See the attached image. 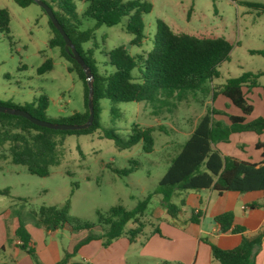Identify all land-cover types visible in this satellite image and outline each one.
Masks as SVG:
<instances>
[{
	"label": "trees",
	"instance_id": "trees-1",
	"mask_svg": "<svg viewBox=\"0 0 264 264\" xmlns=\"http://www.w3.org/2000/svg\"><path fill=\"white\" fill-rule=\"evenodd\" d=\"M20 7L36 4L34 0H14ZM49 6L66 34L69 36L77 51L93 75V100L95 119L93 125L85 130L56 131L38 127L27 119L19 116L0 113V149L8 145L11 162L15 165L27 167L31 175L41 178L50 174L49 168L58 164L57 148L68 135H94L100 132L101 136L112 140L118 150H127L142 143L143 151L150 154L154 151V127L142 128L135 125L128 138H122L114 129L106 128L100 121L101 109L99 101L108 99L114 103L155 101L161 91L183 94L186 92L204 91L208 83L212 85V97L215 100L222 96L230 101L232 106L239 109L242 116L229 115L214 108L209 110L197 123L189 138L182 144L179 153L171 161L158 187L149 193L135 208L127 210L118 205L106 213L100 211L98 221L92 222L70 214V202L63 206H42L34 213L35 224L47 230L55 231L67 226L72 232L88 231L90 234L78 243L72 253L66 252L57 264H82L74 262L73 258L79 250L94 240H102L105 248L114 241L126 236L130 242L144 233L146 223L143 221L145 212L151 200L159 195L162 205L171 220L179 222L181 206L174 203L178 191H202L211 189L218 194L224 192H264V143L258 142L256 149L261 152V162L252 163L233 157L224 156L217 148L220 143H228L231 135L238 133H264V117L246 122V117L253 112L243 92L244 88L260 87L259 78L264 72H245L239 77L228 79L225 84L216 85L215 80L220 77L217 67L230 59L233 43L215 35L195 36L174 32L164 21H158L157 31L152 43H147L143 16L152 11V4L148 0H77L88 3L84 16L95 20L93 30L81 31L82 25L76 13L73 0H42ZM250 9L264 13V4L239 2ZM45 12V11H44ZM46 13V12H45ZM123 18H127L126 31L132 35L131 45L145 47L143 54L131 56L124 47L111 50L106 56L114 71H101L99 63L93 57L91 49L85 50L84 44L94 38V32L102 25L113 27ZM10 15L6 9H0V32L9 35ZM49 26L53 37L50 47L60 48L61 56L69 63V72L75 73L84 87L85 111L75 112L68 117H59L53 121L46 119L49 107V98L40 96L36 102L23 106H13L1 103L2 106L21 109L33 117L59 124H85L89 118V87L82 67L66 52L63 37L49 19ZM251 55L264 58V50H251ZM107 65V64H106ZM54 63L47 59L38 69L43 75L52 71ZM166 95V94H165ZM115 113V110H112ZM216 116L228 118V123L217 120ZM57 137H61L57 139ZM129 168L122 170L111 168L112 172L121 177L134 173L138 167L136 161H130ZM8 191H0L6 195ZM255 207L264 208L262 204ZM198 223V217L190 220ZM215 221L221 226L222 232L232 231L243 233L245 229L234 225V214L224 213ZM133 223L135 227L127 229ZM183 225L185 222H182ZM98 228L104 230L102 235L94 234ZM160 234L159 228L154 231ZM15 236L19 243L17 248L24 251L33 264H43L35 250L32 236L27 227L19 220ZM264 242V234L253 238L243 237L240 244L231 250H224L210 244L213 259L220 264H255V251ZM4 249V248H3ZM161 264H172L162 262Z\"/></svg>",
	"mask_w": 264,
	"mask_h": 264
},
{
	"label": "rangeland",
	"instance_id": "rangeland-1",
	"mask_svg": "<svg viewBox=\"0 0 264 264\" xmlns=\"http://www.w3.org/2000/svg\"><path fill=\"white\" fill-rule=\"evenodd\" d=\"M148 1L152 11L143 16L147 43L153 42L160 20L178 34L215 35L233 43L230 59L217 67L220 77L214 84H225L228 79L245 72H264V58L250 53L251 50H264V13L239 4L241 1L264 4V0ZM73 3L82 23L80 30H93L95 20L84 16L88 3L77 0ZM0 9H6L10 15L9 35L0 32V102L23 106L36 102L40 96H47L46 119L51 121L75 112L83 113V84L75 73L69 72L70 63L61 56L60 48L50 47L53 33L44 10L38 4L23 8L14 0H0ZM127 20L123 18L113 27L100 26L94 32V38L84 44L85 50L93 51L101 71H114L106 56L111 50L124 47L133 57L143 54L145 47L131 45L133 37L126 31ZM47 59L53 60L54 67L40 75L38 69ZM259 83L264 86V76L259 78ZM164 93L166 95L160 91L155 101L140 103L99 101L100 121L122 138H128L135 125L156 129L154 151L150 154L143 151L142 143L118 150L114 142L102 137L100 132L68 135L57 148L58 164L49 168V176L41 178L31 175L27 167L13 164L8 145L2 147L0 191H8V194L0 195V220L7 226L6 231L17 220L25 226L35 222L34 213L42 206L60 207L67 201L71 215L92 222L98 221V211L106 213L118 205L132 210L157 189L194 126L212 107L229 115L240 113L232 105L226 107L224 99L213 100L211 83L204 91L176 92L170 96L169 91ZM256 110L258 114L259 109ZM130 161L138 163L131 175L121 177L112 172L111 168H129L132 166ZM181 192L184 191H178ZM161 200V196H155L150 207L158 206ZM145 213L144 220L152 221V210ZM127 227L135 225L130 223ZM103 231L98 228L94 234L102 235ZM68 238L69 235L63 238L65 244ZM10 244L12 241L7 238L6 247Z\"/></svg>",
	"mask_w": 264,
	"mask_h": 264
},
{
	"label": "crops",
	"instance_id": "crops-1",
	"mask_svg": "<svg viewBox=\"0 0 264 264\" xmlns=\"http://www.w3.org/2000/svg\"><path fill=\"white\" fill-rule=\"evenodd\" d=\"M243 92L248 103L254 108L252 114L246 117V122L264 117V86L260 85L254 89L244 88ZM223 99L226 107L232 105L226 98L217 97V100L223 101ZM256 109H259L258 114ZM235 116H242L241 111ZM216 119L228 123L227 117L216 116ZM258 142L264 143V133L262 135L238 133L231 135L228 143L218 144L217 148L224 156L260 163L261 152L256 149ZM174 199L177 205L183 203L179 222L175 223L167 215L162 200L158 206L151 208L152 199L147 209V211L152 210V221L144 220L146 217L144 216L146 228L142 235L133 242L123 236L107 248L103 246L102 240H94L83 246L73 261L82 264H161L162 262L220 264L213 259L210 244L224 250H231L240 244L243 237L253 238L264 234V208L255 207L256 204L264 202V192L218 194L207 189L199 192H177ZM227 212L234 214L233 226L243 227L245 229L243 233L221 231V226L215 218ZM193 216L198 217V223L190 221ZM182 222H185L184 225ZM18 225L19 220L6 231L7 226L0 220V264H33L31 258L16 246L19 243L15 236ZM26 227L43 264H57L66 252L72 253L75 246L90 234L88 231L72 232L67 226L50 231L37 226L35 222ZM156 228H159L160 234L154 233ZM127 229L131 228L127 227ZM68 235V243L65 244L63 238ZM7 238L12 241L8 247L5 245ZM255 264H264V242L255 251Z\"/></svg>",
	"mask_w": 264,
	"mask_h": 264
},
{
	"label": "water",
	"instance_id": "water-1",
	"mask_svg": "<svg viewBox=\"0 0 264 264\" xmlns=\"http://www.w3.org/2000/svg\"><path fill=\"white\" fill-rule=\"evenodd\" d=\"M36 4H38L45 12L48 18L51 20L54 27L57 29V31L60 33V35L63 37L65 44H66V52L72 56L76 62L82 67L86 74L87 78V84L89 87V100H88V106H89V118L85 124H59V123H53L45 120H40L38 118L33 117L30 113L27 111L11 108L7 106L0 105V113L3 114H9L12 116H19L27 119L32 124L41 127L46 128L50 130H56V131H77V130H85L90 128L93 125L94 119H95V108H94V100H93V94H94V88H93V75L91 73L90 68L85 63L84 59L81 57L79 52L77 51L75 45L69 38V36L66 34L65 30L63 29L62 25L59 23L58 19L56 18L53 10L47 6L42 0H34Z\"/></svg>",
	"mask_w": 264,
	"mask_h": 264
}]
</instances>
